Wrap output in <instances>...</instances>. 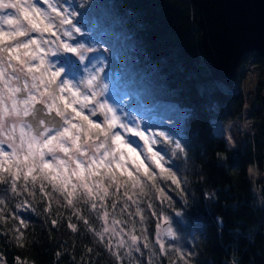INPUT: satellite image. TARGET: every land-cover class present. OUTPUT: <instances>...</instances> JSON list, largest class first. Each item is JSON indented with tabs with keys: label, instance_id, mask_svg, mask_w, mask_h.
Listing matches in <instances>:
<instances>
[{
	"label": "trees",
	"instance_id": "trees-1",
	"mask_svg": "<svg viewBox=\"0 0 264 264\" xmlns=\"http://www.w3.org/2000/svg\"><path fill=\"white\" fill-rule=\"evenodd\" d=\"M76 4L80 18L100 26L106 58L103 73L118 74L119 84L138 90L129 93L128 102L133 103L127 108L166 102L189 110L180 141H176L183 152L175 144L162 142L160 146L165 166L176 173L180 187L158 178L170 201L155 189H145V195H133L137 203L128 201L124 212L120 211L123 197L114 211L108 208L109 221H122L117 231L124 229L121 235L126 241L130 243L129 232L134 229L141 238L146 234L152 246L150 251L141 242L140 252L130 254L127 247L119 249L122 261H118L73 215V209L65 207L59 193H53L59 203L54 199L49 211L47 198L41 199L38 189L35 198L27 193L15 196L8 185L0 184V199L9 209L3 214L7 222H0V264H149V258L151 264H184L177 259L179 252L190 254V264H264V190L257 195L250 178L251 169L264 171V83L258 84L247 102L239 93L248 67H254L263 81L264 57L256 52L245 54L232 79L216 77L203 49L200 14L193 0H76ZM244 114L256 126V134L247 138L243 150H229L216 136L213 121H242ZM25 201L30 208L27 204L16 207ZM137 206L143 221L136 214ZM79 208L99 230L102 221L97 214L83 203ZM13 214L27 225L20 226L23 246L15 239L14 229L19 225ZM164 217L176 234L174 242L161 236L167 255L156 243L157 232L161 233L157 225H162ZM69 223L78 230L73 232ZM110 242L115 246L117 239Z\"/></svg>",
	"mask_w": 264,
	"mask_h": 264
},
{
	"label": "snow or ice",
	"instance_id": "snow-or-ice-1",
	"mask_svg": "<svg viewBox=\"0 0 264 264\" xmlns=\"http://www.w3.org/2000/svg\"><path fill=\"white\" fill-rule=\"evenodd\" d=\"M41 3L47 7H41ZM8 9H14L16 14L0 15V184L8 185L15 196L27 193L35 198L38 189L41 199L47 198L49 211L54 199L59 203L53 193H59L65 207L73 209V215L105 243L118 261H122L119 249L127 247L129 254L132 250L140 252L141 242L151 251L147 235L141 238L134 229L129 232L130 243L126 241L121 235L124 229L117 231L122 221H109L108 208L114 211L123 197L126 200L120 211L124 212L128 201L137 203L133 195H145V189H155L170 201L158 178L170 180L177 188L180 179L165 166V157L154 145L162 138V142L175 144L180 152L182 146L166 132L149 133L108 102L103 68H96L88 55L95 49L72 42L74 33H81V28L73 24L75 13L62 10L58 0H0V10ZM86 61L95 71L85 66L86 75L78 77L73 72L69 78V66L76 68ZM137 141H142V146ZM48 187L51 191L46 190ZM81 203L102 221L99 230L83 215ZM25 204L27 201L16 207L23 208ZM6 211V201L0 199V222H7L8 217L3 215ZM136 214L144 220L139 206ZM11 218L18 221L15 239L23 246L20 226L27 225L18 214ZM51 223L55 225L57 221ZM164 223L170 225L168 217H164ZM68 227L73 232L78 230L72 223ZM141 231L146 233V229ZM164 235L176 238L171 226ZM113 238L117 239L115 246L110 242ZM156 243L159 251L167 255L166 242L159 231ZM188 255L179 252L177 259L190 264Z\"/></svg>",
	"mask_w": 264,
	"mask_h": 264
},
{
	"label": "rangeland",
	"instance_id": "rangeland-1",
	"mask_svg": "<svg viewBox=\"0 0 264 264\" xmlns=\"http://www.w3.org/2000/svg\"><path fill=\"white\" fill-rule=\"evenodd\" d=\"M194 3L198 6V0H193ZM78 2V1H77ZM79 3V2H78ZM58 5L61 7L62 10H68L70 13H75L72 17L73 24L76 27L81 28V33H74L75 40L72 41L73 43L80 42L86 44L88 47L94 48L95 51L89 53V58L92 63H95L96 68H104L106 60L105 56L103 55V47L100 42L99 33L100 26L97 22L90 23V21L86 18H80L79 11L77 10L76 0H58ZM41 7L46 8L47 6L41 3ZM12 14L15 15L14 9L8 10H0V15H8ZM200 14V10H199ZM201 19V18H200ZM5 29L7 30V25H4ZM66 28L71 30V27L65 25ZM64 39H68L64 37ZM204 41V36H203ZM207 53V52H206ZM56 59V58H53ZM71 59L75 60L76 58L71 57ZM207 59H210L209 55L207 54ZM92 63L89 61L85 62V65H78L76 68H72L69 66V78H71L72 73L75 72L76 75L83 76L87 73L84 72V67L87 66L88 68L95 71L92 68ZM246 73V77L239 89V93L244 95L245 101L248 98H252L253 94L256 93L257 86L259 83L263 82L261 78H259L258 71L254 69V67H248ZM102 82L108 85V90L106 93V98L108 99L109 103H112L114 106L118 108L119 114L125 116L126 119H134L136 122H139L141 127L148 131L149 133H158V132H166L174 141H180L182 128L183 125L186 123L187 119L189 118V110L185 108H181L177 104H172L176 106L174 108L171 103H158L151 106H137L136 104L132 105L133 107L127 108V105L132 104L133 102H128V99L131 98V95L128 92H137L136 89L125 87L119 84L120 75H104L101 72ZM264 96V92H263ZM247 102V101H246ZM185 114V120H183V115ZM242 121L236 122H229V123H222L220 121L214 120L213 127L216 136L221 138L227 145L229 150H243L246 147V140L248 137L251 139L254 138L256 134V126L248 118L246 114L243 115ZM173 124L180 125L181 127L173 129ZM139 145L142 146V141H137ZM162 138H158L157 143L154 145L157 151L161 152L164 156V151L161 149ZM6 150H8L6 148ZM144 154V153H142ZM149 163V166L154 168V165H151L149 161H145ZM250 178L252 179L256 194H260V190H264V171L260 173L257 169L253 168L250 172ZM262 185H261V184ZM262 187V188H261ZM171 223V222H170ZM164 222L162 223V225ZM161 225V227H162ZM162 236V235H161Z\"/></svg>",
	"mask_w": 264,
	"mask_h": 264
},
{
	"label": "water",
	"instance_id": "water-1",
	"mask_svg": "<svg viewBox=\"0 0 264 264\" xmlns=\"http://www.w3.org/2000/svg\"><path fill=\"white\" fill-rule=\"evenodd\" d=\"M197 8L205 13L200 19L203 47L216 77L232 79L245 54L264 57V0H213L208 9L200 4ZM169 226L163 225L162 235L173 242L164 235Z\"/></svg>",
	"mask_w": 264,
	"mask_h": 264
},
{
	"label": "bare ground",
	"instance_id": "bare-ground-1",
	"mask_svg": "<svg viewBox=\"0 0 264 264\" xmlns=\"http://www.w3.org/2000/svg\"><path fill=\"white\" fill-rule=\"evenodd\" d=\"M213 0H198V4L202 5V6H205L207 9L209 8V6L212 4ZM200 18L201 19H205V13L203 11H200ZM106 65L104 66L103 68V71L105 69ZM168 105H171L173 106L172 104H168ZM174 108H176V106H173ZM185 114L183 115V120H185ZM181 127V124L180 125H177V124H173V129H176V128H179Z\"/></svg>",
	"mask_w": 264,
	"mask_h": 264
}]
</instances>
